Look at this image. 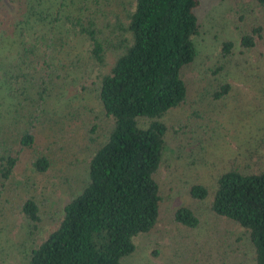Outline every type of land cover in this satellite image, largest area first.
I'll return each instance as SVG.
<instances>
[{"label": "trees", "instance_id": "trees-1", "mask_svg": "<svg viewBox=\"0 0 264 264\" xmlns=\"http://www.w3.org/2000/svg\"><path fill=\"white\" fill-rule=\"evenodd\" d=\"M33 2L15 29L21 38V61L41 63L36 71L42 72L37 73L42 89L33 95L25 86L11 88L19 78L32 75L22 66V72L8 78L10 90L3 94L6 105L0 109V208L4 201V206L19 211L29 222V232L42 220L34 195L36 179L50 171L53 161L39 155L22 178L15 173L22 155L31 153L37 143V107L55 97L59 72L55 51L69 44V36L85 38L91 43L89 59L101 68L110 52H116L111 70H99L98 75V99L114 126L88 163L86 185L66 203L57 228L32 245L26 258L28 264H123L137 250L135 238L153 230L161 214L157 175L169 131L164 117L187 100L183 72L198 53L201 1L133 0L130 6L120 2L112 6V0H80L74 9L66 0L59 8L55 0ZM253 2L264 7V0ZM262 33V27H254L242 35L241 45L254 47ZM232 45L226 42L224 50L229 52ZM229 91L230 85L223 84L214 96L221 98ZM7 131L19 133L13 138L4 136ZM15 189L19 190L14 193ZM189 197L199 201L210 197L214 213L246 229L255 249L253 264H264V169L232 168L212 187L190 186ZM173 216L187 227L199 224L188 206L177 208Z\"/></svg>", "mask_w": 264, "mask_h": 264}, {"label": "rangeland", "instance_id": "rangeland-1", "mask_svg": "<svg viewBox=\"0 0 264 264\" xmlns=\"http://www.w3.org/2000/svg\"><path fill=\"white\" fill-rule=\"evenodd\" d=\"M61 1L55 0V7L59 8ZM79 1L66 3L74 9L79 8ZM200 1L197 15L202 27L195 37L198 53L183 72L187 100L164 117L169 131L157 175L161 214L153 230L135 238L137 250L125 257L123 264L254 263L255 249L246 229L214 213L210 197L203 201L191 199L189 188L195 183L212 187L221 173L232 168L250 172L264 169V7L253 0ZM32 2L0 0V109L6 105L3 94L10 90L8 78L11 73L22 72L21 66L33 73L29 78H19L11 88L25 86L33 95L42 89L37 76L42 72L36 71L41 63L25 59V65L21 61V38L15 29ZM119 2L130 6L133 0H112V6ZM257 26L262 27V36L256 37L254 47L244 48L242 35ZM68 39L67 46L55 51L59 69L55 97L49 96L41 108L37 107V143L31 153L22 155L15 173L16 178H22L32 158L39 155L53 161L50 171L36 179L34 195L40 202L42 220L29 232L24 216L2 201L0 264H28L27 250L57 228L64 206L87 183V166L93 153L114 126L98 99V75L99 70H111L116 52H110L107 64L101 68L89 59V40L73 36ZM229 41L233 45L227 52L224 44ZM223 84H229L230 91L215 98ZM18 133L7 131L4 136L14 138ZM182 206L193 209L199 218L197 227L175 221L174 211Z\"/></svg>", "mask_w": 264, "mask_h": 264}]
</instances>
